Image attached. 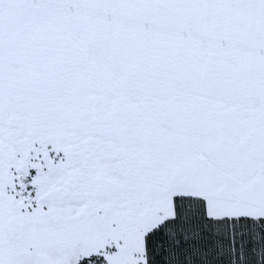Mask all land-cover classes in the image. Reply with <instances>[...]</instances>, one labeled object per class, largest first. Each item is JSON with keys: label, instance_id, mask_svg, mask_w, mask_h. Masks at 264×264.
I'll return each mask as SVG.
<instances>
[{"label": "rangeland", "instance_id": "obj_1", "mask_svg": "<svg viewBox=\"0 0 264 264\" xmlns=\"http://www.w3.org/2000/svg\"><path fill=\"white\" fill-rule=\"evenodd\" d=\"M166 131L263 208L264 0H0V264H147Z\"/></svg>", "mask_w": 264, "mask_h": 264}, {"label": "trees", "instance_id": "obj_2", "mask_svg": "<svg viewBox=\"0 0 264 264\" xmlns=\"http://www.w3.org/2000/svg\"><path fill=\"white\" fill-rule=\"evenodd\" d=\"M174 208L173 217L145 235L147 264H264V217H211L204 198L186 195L174 198Z\"/></svg>", "mask_w": 264, "mask_h": 264}, {"label": "crops", "instance_id": "obj_3", "mask_svg": "<svg viewBox=\"0 0 264 264\" xmlns=\"http://www.w3.org/2000/svg\"><path fill=\"white\" fill-rule=\"evenodd\" d=\"M164 135L170 140L171 147L168 150L170 156L164 162H157L153 165V168L152 166L149 167L155 173V176L149 179L148 184H142L141 186V193H148L151 196H155L150 199L155 204L152 208V214L155 218H150V223L146 222L143 224H152L153 229L165 219L173 217L175 215L174 198L178 195L204 198L207 203L208 215L211 217H264V202L262 204L263 208L260 210L254 209L251 202L245 201L244 206L240 207L232 202L230 204L231 208L217 211L212 203L215 197H220L221 195V183L215 180V178L220 180L221 177L217 175L214 178L212 174L214 173L213 163L207 159L204 150H199L195 146L186 143L184 138L174 131H166ZM184 155L186 157H183ZM237 182V176L229 174L227 182L228 195H236L238 193ZM261 183L264 184V171L261 173ZM214 187L217 188L215 191ZM245 189H247L246 186ZM262 197L264 198V193ZM164 201L168 203L167 211L160 219H157L158 221L156 223H152L157 218L156 215L161 214L157 212L159 210L157 209L156 203ZM149 209L151 208L149 207Z\"/></svg>", "mask_w": 264, "mask_h": 264}]
</instances>
